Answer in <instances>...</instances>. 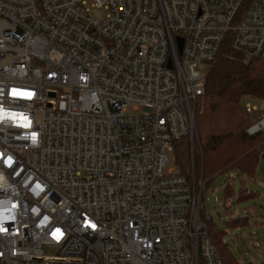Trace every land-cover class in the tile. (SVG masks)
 <instances>
[{
  "label": "built area",
  "instance_id": "2783aa9c",
  "mask_svg": "<svg viewBox=\"0 0 264 264\" xmlns=\"http://www.w3.org/2000/svg\"><path fill=\"white\" fill-rule=\"evenodd\" d=\"M228 35L264 58V0H0V264H224L168 164Z\"/></svg>",
  "mask_w": 264,
  "mask_h": 264
},
{
  "label": "trees",
  "instance_id": "16d2710c",
  "mask_svg": "<svg viewBox=\"0 0 264 264\" xmlns=\"http://www.w3.org/2000/svg\"><path fill=\"white\" fill-rule=\"evenodd\" d=\"M244 99L264 103V58L245 63L241 55L233 51L231 35H228L210 67L205 95L195 105L200 146L194 149L191 168L188 166L192 157L190 140L175 143L180 175L192 178L194 168L196 180L199 182L203 176L207 190L213 179L224 173L236 171L247 178L255 177L264 156V131L254 135L247 131L264 116V110L248 115ZM232 179L224 188L227 203H235ZM254 196V192L242 187L237 202ZM203 220L224 264H239L226 242L228 232L218 228L212 218L204 217ZM247 220L234 218L229 226L244 228Z\"/></svg>",
  "mask_w": 264,
  "mask_h": 264
},
{
  "label": "rangeland",
  "instance_id": "374dc122",
  "mask_svg": "<svg viewBox=\"0 0 264 264\" xmlns=\"http://www.w3.org/2000/svg\"><path fill=\"white\" fill-rule=\"evenodd\" d=\"M106 15L107 12L104 10L91 12V18L94 20H103ZM243 104H251L260 110H264V103L261 101L244 99ZM133 114H135L133 110L128 112V115ZM194 144L195 149L198 150L199 139H195ZM192 165L191 157L189 168ZM168 168H173L177 173L180 172L176 152L169 153ZM231 174H234V177ZM230 178H233L232 184L235 189V203L231 201L232 204L225 202L224 199V188L229 183ZM242 187L254 192V198L237 202V199L241 197ZM206 198L207 201L203 204L201 217L202 219L211 217L218 228L228 232L225 239L237 262L239 264H264V156L260 160L253 179L236 171L221 174L213 179L207 190ZM239 217L248 219V225L244 228H230L229 222ZM46 253L49 252L46 251Z\"/></svg>",
  "mask_w": 264,
  "mask_h": 264
},
{
  "label": "water",
  "instance_id": "95a60500",
  "mask_svg": "<svg viewBox=\"0 0 264 264\" xmlns=\"http://www.w3.org/2000/svg\"><path fill=\"white\" fill-rule=\"evenodd\" d=\"M183 43H184V42H183L182 39H178V45H179L180 52L182 51Z\"/></svg>",
  "mask_w": 264,
  "mask_h": 264
}]
</instances>
